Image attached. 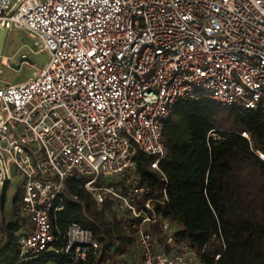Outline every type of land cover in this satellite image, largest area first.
<instances>
[{
  "label": "built area",
  "instance_id": "2783aa9c",
  "mask_svg": "<svg viewBox=\"0 0 264 264\" xmlns=\"http://www.w3.org/2000/svg\"><path fill=\"white\" fill-rule=\"evenodd\" d=\"M2 28L25 30L34 52L50 55L29 80L0 86V189L6 181L9 188L15 166L30 224L23 250L50 248L49 213L64 208L66 182L74 179L99 206L110 196L130 214L142 264H204L198 251L178 244L149 187L114 182L136 167L140 151L160 170L164 122L177 100L206 94L259 106L264 0H0ZM21 57L30 58L25 50ZM11 64L2 51L0 74ZM65 237L77 260L100 247L78 223Z\"/></svg>",
  "mask_w": 264,
  "mask_h": 264
},
{
  "label": "trees",
  "instance_id": "16d2710c",
  "mask_svg": "<svg viewBox=\"0 0 264 264\" xmlns=\"http://www.w3.org/2000/svg\"><path fill=\"white\" fill-rule=\"evenodd\" d=\"M163 142L167 154L160 170L140 151L136 167L114 183L149 187L161 199L155 210L175 228L178 244L198 251L204 264H264V159L258 153H264V98L253 109L206 94L181 98L164 122ZM20 201L18 191L8 212L0 202V264L143 263L130 214L110 196L99 206L81 180L66 182L64 208L49 213L55 239L47 250H23L21 237L30 224ZM71 223L90 230L99 243L84 259L66 250ZM154 230L163 240L159 222Z\"/></svg>",
  "mask_w": 264,
  "mask_h": 264
},
{
  "label": "rangeland",
  "instance_id": "374dc122",
  "mask_svg": "<svg viewBox=\"0 0 264 264\" xmlns=\"http://www.w3.org/2000/svg\"><path fill=\"white\" fill-rule=\"evenodd\" d=\"M27 51L31 60L36 61L34 66L24 62L20 69H15L12 66L2 65V74H0V86L6 83H21L29 80L32 77L33 71L37 68L44 67L50 60V55L47 52H34V39L25 31H8L3 54L10 57L11 63L18 64L22 51ZM12 181L9 185L5 210L8 212L11 209L12 201L15 194L20 190L23 176L17 171L16 167H12Z\"/></svg>",
  "mask_w": 264,
  "mask_h": 264
},
{
  "label": "water",
  "instance_id": "95a60500",
  "mask_svg": "<svg viewBox=\"0 0 264 264\" xmlns=\"http://www.w3.org/2000/svg\"><path fill=\"white\" fill-rule=\"evenodd\" d=\"M7 28H2L1 33H0V59H1V54L3 51V47L5 44L6 36H7ZM24 61H29L31 63H34V60H31L28 57H20V61L18 64L12 63L11 66L15 69H20L21 65ZM8 183L9 181H6L5 184L3 185L1 189V195H0V202H1V208H4L6 198H7V192H8Z\"/></svg>",
  "mask_w": 264,
  "mask_h": 264
}]
</instances>
